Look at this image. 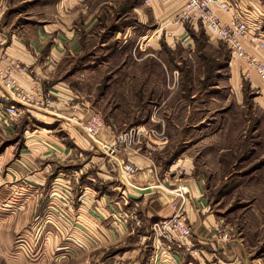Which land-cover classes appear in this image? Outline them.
Listing matches in <instances>:
<instances>
[{
	"label": "rangeland",
	"instance_id": "374dc122",
	"mask_svg": "<svg viewBox=\"0 0 264 264\" xmlns=\"http://www.w3.org/2000/svg\"><path fill=\"white\" fill-rule=\"evenodd\" d=\"M57 3L7 0L1 22L10 31L33 23L43 28L57 18ZM145 4V0H79V12H72L74 37L67 46L60 44L64 56L53 82L66 85L71 99L65 106L84 109H76L85 113L79 121L95 114L102 118L104 126L95 138L83 133L82 123H68L71 116L63 123L74 130L29 113L10 127L0 122L4 127L0 128V264H11L6 251L18 254L17 264H23L41 253L39 243L47 240L45 233L35 243L29 232L42 223L40 203L26 210V204L15 202L10 208L7 190L16 180H69L72 192L80 195L89 182L84 165L90 164L88 172L96 175L103 164L108 165L104 170L113 171L111 166L126 164V155L144 157L148 150L147 157L160 174L167 171L169 178L178 174L180 179L198 181L224 233L244 245L253 261L264 264V109L256 99L260 92L250 88L249 76L254 74L246 77L244 71L238 79L233 77L230 64L236 62L227 46L212 40L200 23L180 24L175 14L159 20ZM48 99L54 102L53 96ZM101 133L113 135L114 141L99 142ZM128 133L135 139L117 142ZM102 144L114 146L115 154L108 157ZM122 178L125 184L130 180L123 174ZM93 184L96 191L108 193L106 184ZM113 193L124 211L138 210L133 202L119 201L122 192ZM52 202L46 204L44 215L60 217L68 227L63 220L67 205L59 208ZM152 222L142 231L149 237L146 256L152 254ZM27 234L32 235L30 245L23 238ZM76 237L84 239L85 234ZM84 258L82 254L68 264H84ZM103 258L105 264L114 263L110 256Z\"/></svg>",
	"mask_w": 264,
	"mask_h": 264
},
{
	"label": "crops",
	"instance_id": "0c3cea01",
	"mask_svg": "<svg viewBox=\"0 0 264 264\" xmlns=\"http://www.w3.org/2000/svg\"><path fill=\"white\" fill-rule=\"evenodd\" d=\"M78 1L58 0L55 4L57 18L50 22L48 27L42 28L41 24L33 23L31 27L21 25L10 31L6 24L1 22L5 12L0 17V71L14 69L16 66L24 68L25 72L14 71L13 73L19 86L26 92L38 91L44 97L53 96L54 99L48 109H23L19 118L24 113H29L37 120H50L45 123H56L65 129L64 127L70 128L71 125L67 126L63 121L66 123L72 114L78 117L85 116V113L76 111L77 108L80 109L78 105L76 107L70 105L71 108L65 106L68 103L67 100L71 99L67 87L60 81L53 82L55 68L64 56L60 44L64 42L67 46L74 37L72 27L76 14L79 12ZM225 1L230 3L234 10L221 12L213 8L222 22H229L238 13L246 15L251 29L264 27V4L260 0ZM4 2L7 6V0ZM145 5L149 7L153 16L162 20L172 14H178L184 2L183 0H147ZM206 32L212 40H215L207 30ZM243 46L247 54L264 64V48L254 47L249 38L243 40ZM235 62V66L233 62L230 64V72L238 79L241 72L243 74L245 71V66L242 61ZM35 77L39 79L37 85L33 81ZM249 78H251L250 88L260 92L256 99L260 107L264 109V83L257 80L255 75ZM13 103L15 102L11 96L3 91L0 84V111ZM0 128L4 127L0 125ZM70 130L74 129L70 128ZM101 136L102 138L98 137V141L106 144L115 139L111 134L108 136L101 133ZM73 144L77 145L75 141ZM86 146L84 144V147ZM89 148L93 149V146ZM146 154L144 157H131L125 154L126 164L134 166L137 170L130 176V180H125L126 184L123 183L120 164H116L117 168L111 166L113 171H116L115 174H112V170H104L108 165L103 164L102 167L97 168L100 173L96 175L88 172L90 164L84 165V177L89 182L84 183V193L81 192L80 195H77L75 191L72 192L69 180L44 177L30 181L16 180V184H12L10 190H7V196H10V199L8 198L11 203L10 208H13L15 202L26 204V210L29 205L32 208L33 203H40L42 207L38 218L42 219V223L39 227L35 225L29 232L33 235L35 243L45 233L47 237L44 244L39 243L37 250H41V253H36L23 264H68L82 254L85 255L84 264H105L103 258L105 255L113 258V264H257L244 245L236 242L229 232L224 233L225 236L215 233L217 227L223 232L224 230L209 209L203 188L198 181L192 178L180 179L178 174L169 178L167 171L160 174V168L147 157L151 155L149 150ZM95 181L106 184L108 193L96 191L93 184ZM115 190L122 192L119 201L133 202L138 208V213L136 208L131 212L124 211L120 202L115 201L116 196L113 195ZM63 196H69L71 201L66 204L62 201ZM174 196L177 197L181 213L191 227L190 243L194 248L199 249L200 254L192 258L181 253L175 259L170 257L161 259L151 244L152 254L146 256L145 243L149 237L145 231H142L150 222L158 218H169L173 214L171 201ZM50 201H53L54 206L59 204V208L63 205L62 203L67 205L65 210L68 216L63 220L68 222V227L62 223L60 217L56 219L51 214L44 215L46 204ZM116 216L123 217L124 220L119 221ZM75 226L79 228L74 231ZM13 232L20 233L16 230ZM80 234H85L84 239L80 237L79 240L77 239L76 236ZM32 235L23 236L24 240L28 239L26 241L29 245ZM62 235L67 236L66 239L61 237ZM10 250L12 252V247ZM110 250H112L111 255L108 254ZM16 255L18 254H9L6 251L5 259L11 264H17L19 262ZM44 259L50 262L45 263Z\"/></svg>",
	"mask_w": 264,
	"mask_h": 264
},
{
	"label": "built area",
	"instance_id": "2783aa9c",
	"mask_svg": "<svg viewBox=\"0 0 264 264\" xmlns=\"http://www.w3.org/2000/svg\"><path fill=\"white\" fill-rule=\"evenodd\" d=\"M145 1L147 2V0ZM183 2L182 10L175 15L180 24L200 23L213 39L227 46L232 60L244 63L246 77L254 74L264 83V64L247 54L243 46V40L249 38L254 47L263 49L264 27L251 29L246 15L238 13L229 22H222L213 8L215 7L221 12L234 10L233 6L225 0H183ZM5 9L4 0H0V17ZM14 71L25 72V69L16 66L14 69L0 71L1 87L15 102L0 111V122L6 127H10L12 123L18 120L23 109L44 110L51 105V100L44 97L42 93L24 91L17 83L13 74ZM33 81L36 85L39 83L37 77L33 78ZM69 120L68 123L70 124L72 122L75 124L82 123V131L90 139L95 138L104 126L102 118L96 114L88 116L84 122L79 121L80 118L76 114H72ZM125 139L126 141L134 140L135 137H133V134L128 133L125 136L118 137L117 142ZM113 147L102 144V148L108 157L115 154L116 151ZM136 171V168L132 165L124 164L121 166V173L124 176H131ZM62 201L68 204L71 200L69 196H63ZM171 206L173 214L169 218H161L151 224L152 247L161 259L166 257L175 259L181 253L193 258L199 255V252L190 243L192 230L181 213L176 196L172 199ZM215 233L219 236L224 234L219 227L215 228ZM20 243L25 244L22 240Z\"/></svg>",
	"mask_w": 264,
	"mask_h": 264
}]
</instances>
